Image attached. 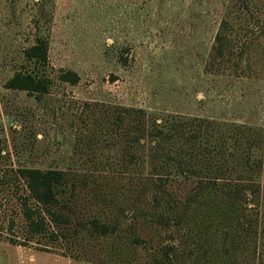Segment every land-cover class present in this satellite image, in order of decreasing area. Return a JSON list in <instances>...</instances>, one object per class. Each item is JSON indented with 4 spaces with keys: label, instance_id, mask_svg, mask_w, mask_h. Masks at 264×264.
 Wrapping results in <instances>:
<instances>
[{
    "label": "rangeland",
    "instance_id": "obj_1",
    "mask_svg": "<svg viewBox=\"0 0 264 264\" xmlns=\"http://www.w3.org/2000/svg\"><path fill=\"white\" fill-rule=\"evenodd\" d=\"M228 1L0 0V264H105L111 241L93 239L78 223L123 219L122 197L97 202L93 188L79 189L68 203L77 214L67 237L54 225L32 235L14 185L5 182L19 167H72L104 186L102 194L128 186L113 150L91 147L90 139L75 149L88 140L81 127L88 104L264 127V38L251 46L244 76L205 72ZM38 38L49 43L52 81L40 100L5 88L17 72L33 71L24 51ZM70 70L81 78L76 86L59 79Z\"/></svg>",
    "mask_w": 264,
    "mask_h": 264
},
{
    "label": "trees",
    "instance_id": "obj_2",
    "mask_svg": "<svg viewBox=\"0 0 264 264\" xmlns=\"http://www.w3.org/2000/svg\"><path fill=\"white\" fill-rule=\"evenodd\" d=\"M262 38L264 0H229L206 74L244 76L251 46ZM24 56L33 71L17 72L5 88L40 100L52 85L45 75L48 41L38 38ZM59 79L73 86L81 80L72 70ZM94 108L88 104L81 121L88 140L75 149L88 148L91 140V147L113 150L128 186L112 187L109 196L72 167L13 169L5 182L15 187L29 233H48L54 225L67 237L77 214L68 203L77 190L93 188L97 202L122 197L123 219L78 223L93 239L111 241L105 264H264V127L134 107Z\"/></svg>",
    "mask_w": 264,
    "mask_h": 264
}]
</instances>
